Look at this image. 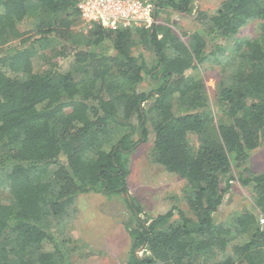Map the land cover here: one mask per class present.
I'll use <instances>...</instances> for the list:
<instances>
[{
  "label": "trees",
  "instance_id": "1",
  "mask_svg": "<svg viewBox=\"0 0 264 264\" xmlns=\"http://www.w3.org/2000/svg\"><path fill=\"white\" fill-rule=\"evenodd\" d=\"M191 2L157 3L189 12ZM76 4L0 0V170L9 180L8 200H0V264H69L52 220L76 194H128L122 153L147 139L148 125L154 162L185 180L193 216L172 207L140 220V206L125 197L136 220L125 225L132 249L142 246L144 255L132 253L124 264H264V170L247 166L264 141V0L199 11L203 30L187 43L160 23L117 30L92 23L76 32ZM255 20L254 35H238ZM104 39L110 46L99 53ZM139 43L156 55L150 67L132 53ZM62 53L74 56L73 69L42 66L45 56ZM205 61L221 68L216 121L203 79L188 72ZM151 70L160 86L141 90ZM233 180L251 202L217 221Z\"/></svg>",
  "mask_w": 264,
  "mask_h": 264
},
{
  "label": "rangeland",
  "instance_id": "2",
  "mask_svg": "<svg viewBox=\"0 0 264 264\" xmlns=\"http://www.w3.org/2000/svg\"><path fill=\"white\" fill-rule=\"evenodd\" d=\"M148 1L152 2L153 5L158 2V0ZM222 1L224 0H192L189 12L175 11L171 5L165 3L162 6H157L156 19L158 23L169 26L175 37L187 43L189 35L203 30L202 22L197 17L198 12L215 13ZM258 24V20L248 22L239 30L238 35H254ZM30 26L29 23L25 27L29 29ZM90 27L91 24L78 18L73 29L76 32L86 33ZM103 42V47L98 48L99 53H106V48L110 46L109 40L104 39ZM217 42L228 46L227 49L229 50L233 47L230 40L221 39ZM48 49L50 51L51 47ZM167 51L169 52L170 48ZM132 53L134 55L141 54L148 67L156 60L150 43H139L133 47ZM59 55L56 57L52 54L51 56L47 55L50 59L45 56L47 61H43L45 65H41L46 66V68L55 65V68L60 71L73 69L74 56L71 54L64 56L63 53ZM159 68L160 66L157 67V69ZM220 70V65L211 61L198 64L193 71L188 70V72L191 71L194 75L198 74L203 79L209 99L208 108L215 121L219 119L221 114L215 103L216 85L219 81ZM155 72L156 70H151V73L144 76L140 85L141 90L149 91L160 86V81L157 80L154 83V79H149ZM147 104L148 102H145L143 106L146 107ZM148 128L149 134L146 140L140 141L135 149L122 153V161L128 167L127 195L93 191L79 193L72 198L69 204H65L63 214L52 220L53 232L58 234L60 229L63 233L61 238L62 240L65 239L66 243L62 245L61 250L68 255L69 264H124L129 260L132 253L137 257L144 255L142 246L132 249V239L125 225L130 224L134 227L136 220L131 208L125 202V197L132 198L140 206L142 210L138 217L140 220L165 213L172 207L181 209L188 216H193L185 200V180L164 170L154 162V134L150 125ZM247 166L254 172L264 170V141L250 153ZM6 173L7 170H0V200L2 201L8 200L9 196L7 190L8 177H6V181H3ZM248 202H251L249 190L237 180H233L229 193L218 212L214 214L215 220L225 219L229 213L240 209ZM173 220L175 222L178 220L177 211H175Z\"/></svg>",
  "mask_w": 264,
  "mask_h": 264
},
{
  "label": "built area",
  "instance_id": "3",
  "mask_svg": "<svg viewBox=\"0 0 264 264\" xmlns=\"http://www.w3.org/2000/svg\"><path fill=\"white\" fill-rule=\"evenodd\" d=\"M79 17L85 23H99L104 28H148L157 23L154 5L148 0H77ZM260 223L264 219L260 216Z\"/></svg>",
  "mask_w": 264,
  "mask_h": 264
},
{
  "label": "water",
  "instance_id": "4",
  "mask_svg": "<svg viewBox=\"0 0 264 264\" xmlns=\"http://www.w3.org/2000/svg\"><path fill=\"white\" fill-rule=\"evenodd\" d=\"M157 6H158V3H155V5H154V9H153V16H155ZM126 195H127V194H126Z\"/></svg>",
  "mask_w": 264,
  "mask_h": 264
},
{
  "label": "clouds",
  "instance_id": "5",
  "mask_svg": "<svg viewBox=\"0 0 264 264\" xmlns=\"http://www.w3.org/2000/svg\"><path fill=\"white\" fill-rule=\"evenodd\" d=\"M156 10H157V8H156ZM155 18H156V13H155V16H154ZM157 20V19H156ZM158 23V22H157Z\"/></svg>",
  "mask_w": 264,
  "mask_h": 264
}]
</instances>
